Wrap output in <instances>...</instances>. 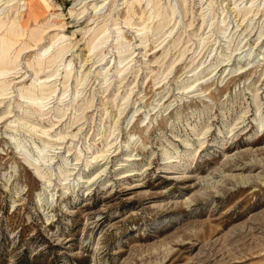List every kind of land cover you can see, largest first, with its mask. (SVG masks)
<instances>
[{"label": "rangeland", "instance_id": "374dc122", "mask_svg": "<svg viewBox=\"0 0 264 264\" xmlns=\"http://www.w3.org/2000/svg\"><path fill=\"white\" fill-rule=\"evenodd\" d=\"M2 48L0 264H264V0H0Z\"/></svg>", "mask_w": 264, "mask_h": 264}, {"label": "bare ground", "instance_id": "6f19581e", "mask_svg": "<svg viewBox=\"0 0 264 264\" xmlns=\"http://www.w3.org/2000/svg\"><path fill=\"white\" fill-rule=\"evenodd\" d=\"M44 3H46V0H42ZM7 48L6 49H3L1 50L0 52V66L4 65L5 64V61H4V57L6 56V53H7ZM6 58V57H5ZM4 61V62H3ZM1 70V69H0ZM0 74H2V71H0ZM168 154V153H167Z\"/></svg>", "mask_w": 264, "mask_h": 264}]
</instances>
